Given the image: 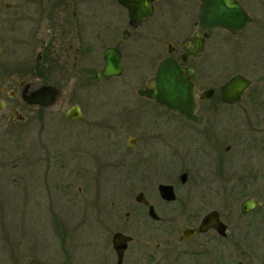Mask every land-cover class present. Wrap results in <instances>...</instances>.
Masks as SVG:
<instances>
[{
    "label": "flooded vegetation",
    "instance_id": "af4514ba",
    "mask_svg": "<svg viewBox=\"0 0 264 264\" xmlns=\"http://www.w3.org/2000/svg\"><path fill=\"white\" fill-rule=\"evenodd\" d=\"M213 41L240 57L234 64L237 70L234 68L226 79L234 73L250 79L235 102L222 100L219 90L226 79L220 82L221 78L205 66L215 48ZM110 49L118 53L121 70L124 59L130 63L141 55V63L147 68L153 66L135 90L134 98L141 105L131 106L126 96L120 106L98 112L93 107L95 99H90L95 97L93 93H99L87 92L89 96L83 97L85 106L77 105L79 119L65 115L76 104L63 112L69 122L84 120L83 142L73 151L67 148L64 155L53 156L60 163L59 170H64V158L66 163L76 158L77 174L83 180L98 178L103 168L114 167L111 159L122 161L126 156V177L131 183L128 197L115 204V218L112 213L109 215L142 233L136 238L133 233L118 230L131 238L120 261L110 241L114 264H178L184 257L191 264H250L252 253L242 241H234L231 246L225 240L234 237L241 227L247 229V234L252 227L255 229L258 264H264V197L256 191L247 193L245 184L235 190L220 185L218 179L224 175L227 160L223 153L230 149L228 143L223 145L227 134L218 131H227L230 120L238 114L236 109L241 108L240 102L258 104L254 108L259 126L256 157L258 162L264 161V91H246L252 86L250 73H258L260 82H264V0H0V133L7 131L6 126L9 133L14 126L22 127L31 115L41 118V111L49 109L55 99L71 97L70 81L100 83L116 76L101 80L95 77L105 62L103 54ZM164 56L194 68V119L138 93ZM223 68L230 65L223 64ZM51 89L54 93L48 105L26 101L31 95L47 97ZM112 120L113 123L108 122ZM186 144L190 148L181 150L180 146ZM200 145L206 153L193 164ZM116 148L122 149L123 155L109 154ZM187 156L193 162L179 165L177 172L170 169ZM36 157L38 164L48 159L40 154ZM166 175L167 181H162ZM161 183L171 184L172 197L159 192ZM50 185H46L47 198L51 199L46 212L51 227L57 228V221H64L61 211L67 203L74 210L77 204L80 206L78 215L85 225H100L102 209H110L101 205L98 186L85 184L72 193L69 183L62 187ZM139 193L142 200L136 199ZM61 198L65 202L61 203ZM238 198L240 203L251 198L255 201L247 211L240 209L239 203L238 214L224 213L223 209L227 210L230 202ZM122 204L127 205L125 218L118 213ZM211 211H216L224 234L212 225L199 228L203 216ZM151 238L155 245L150 243ZM94 243L95 247L98 241ZM98 255L101 263L104 256L98 252L90 257ZM64 258L66 261L59 264L69 262L67 256ZM107 259L102 264H113L110 256Z\"/></svg>",
    "mask_w": 264,
    "mask_h": 264
},
{
    "label": "rangeland",
    "instance_id": "374dc122",
    "mask_svg": "<svg viewBox=\"0 0 264 264\" xmlns=\"http://www.w3.org/2000/svg\"><path fill=\"white\" fill-rule=\"evenodd\" d=\"M211 45L215 48L205 60V66L211 69L213 75L220 77V82H222L232 73L235 68L234 64L239 61L240 57L237 52L232 54L227 47H218L215 41ZM140 58L131 60L130 63L124 59L121 75L113 76L107 81L102 80L100 83L96 81L88 83L86 81L80 83L70 81L68 86L71 97L55 99L49 109L41 111V118L31 115L22 127L14 126L9 133V128L6 126L7 131H1L0 264H59L60 261H66L65 256L69 258L67 264H102L103 260L105 262L109 260L107 259L109 256L114 264L115 256L110 246L111 233L124 230L128 234L133 233L135 237L137 236L136 238L142 233L135 226L125 227L119 220H113L109 215L112 213L113 218H115L116 210L113 209L116 208L115 204L117 201L122 202V199L128 197L127 187L131 183L126 177L129 166L126 156L123 157L122 161L120 158L115 161L111 159L110 162H113L114 167H105L101 174H98V178L93 176L86 180L81 179L77 174L79 165L76 158L74 161L71 160L72 158L69 159L67 163L65 162L66 158H64V170H59L58 165L60 163L54 160L53 156L56 153L64 155L67 148L69 151H73L81 141L83 142L84 120L82 122H69L63 112L73 104L82 107L84 104L83 97L89 96L87 92L96 91L99 93H93L92 95L95 97L90 99V101L95 99L93 107L98 112H104L105 109L111 111L115 106H120L126 96L130 99L131 106L141 105L134 98L135 90L142 84L144 78L153 71V66L147 68L141 63ZM223 64L230 65V68H223ZM250 75H252V86L246 91L252 92L255 89L264 91V82H260V75L258 73H250ZM133 99L136 101L135 103ZM257 105L240 102L238 106L243 110L241 108L236 109L238 114L233 120H230L227 131L222 129L218 131L221 135L227 134L225 137L227 140L223 145L227 143L230 145L229 151L223 153L227 158L224 164L225 169L222 168L224 175L221 176L220 174L218 179L220 185L235 190H240L245 184L247 193L256 191L261 197H264V161L258 162L257 147L255 146L257 129H259L258 124H256L258 116L254 115V108ZM102 116V121H105L106 115L103 114ZM108 122L113 123V120ZM122 143L124 146L126 145L125 139ZM200 146L201 150L196 155L194 162L187 156V158L178 159L177 163L174 164L175 166L170 169L177 172L178 166L181 164L197 163V160H200L199 156L206 153L205 148ZM184 147L186 148L184 149ZM107 148L104 147L106 151ZM180 148L186 151L190 146L186 144ZM37 149H40L39 152L36 151ZM115 150L109 154L113 157L118 156V153L123 155V151H120L122 149L116 148ZM37 154H40L41 157L45 155L48 159L46 162L40 160L38 164L35 161ZM105 163L106 161L103 160L104 166ZM167 177L168 175L161 180L167 181L165 180ZM67 183L73 187L72 193L78 186L82 187L85 184L91 185V187H99L100 195H102L101 205L110 208L109 210L102 209L103 219L100 225L83 224L78 215L80 206L77 204L74 210L66 201L67 204L63 205L62 213L59 212L64 216V221H57L59 224L57 228L50 226L46 207L47 202H50L51 199L47 198L46 185L62 187ZM59 201L65 202L63 198ZM240 201V198L237 201L232 200L226 207L227 210L223 209V212H236L238 214ZM56 206L62 208L59 204ZM121 206L122 208L118 213L122 218H125L124 211L127 210V205L123 206L122 204ZM202 211L205 212L206 210ZM243 217L241 216V218ZM79 221L81 224L76 226ZM58 228L63 231L61 232ZM236 232L234 237L229 236L225 240L230 241L231 246L234 241H238L236 244L242 241L245 248L252 253L250 264H258L260 262L257 259L258 239L253 234L255 229L252 227L250 233L247 234V229L241 227ZM95 241H98V244L94 247ZM150 243L155 245L153 238L150 239ZM95 252L104 256L101 263L99 255L96 258L90 257L92 254L95 255ZM178 264L191 263L187 257H184Z\"/></svg>",
    "mask_w": 264,
    "mask_h": 264
},
{
    "label": "water",
    "instance_id": "95a60500",
    "mask_svg": "<svg viewBox=\"0 0 264 264\" xmlns=\"http://www.w3.org/2000/svg\"><path fill=\"white\" fill-rule=\"evenodd\" d=\"M104 64L96 71V79L101 80V78H108L111 75H120L121 67L116 50H107L103 54ZM155 72L149 78V82L146 83L142 88L138 89V93L141 96H146L149 99L155 100L159 105H165L170 109H177L184 116L194 119L193 112L195 110V98L193 93L195 91V81L193 70L194 68L188 66H181L176 58L164 56L160 62L155 67ZM250 83L248 77H244L239 73H234L231 78L226 79L221 85L220 97L222 100L227 102H235V100L240 99V95L243 90ZM39 92V91H37ZM53 89L47 91V97L37 98L36 96L31 95L26 101L35 102L38 104L48 105L53 98ZM77 104L73 105L68 111L65 112V115L68 119L77 118L79 119L81 115L77 109ZM159 192L163 194L164 197H172L174 193L171 190V184H159ZM141 193H139L136 199H141ZM142 200V199H141ZM144 201V200H143ZM254 199H245L240 203V209L247 211L248 207L254 203ZM264 206V201H263ZM150 209V207H149ZM151 212V211H150ZM216 211H211L209 214H206L202 218V222L199 226L201 229L205 224L212 225L220 233L224 234L223 224L215 217ZM111 245L114 248L118 260L121 259V253L126 247V242L131 238L130 235H125L121 231L112 232L111 234ZM234 264H242L236 262Z\"/></svg>",
    "mask_w": 264,
    "mask_h": 264
}]
</instances>
